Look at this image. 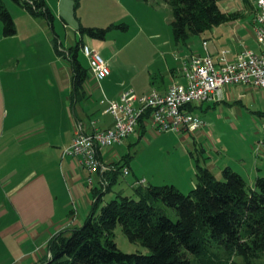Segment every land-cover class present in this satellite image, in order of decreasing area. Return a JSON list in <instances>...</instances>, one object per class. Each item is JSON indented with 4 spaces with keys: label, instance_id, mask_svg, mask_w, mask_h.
<instances>
[{
    "label": "crops",
    "instance_id": "obj_1",
    "mask_svg": "<svg viewBox=\"0 0 264 264\" xmlns=\"http://www.w3.org/2000/svg\"><path fill=\"white\" fill-rule=\"evenodd\" d=\"M145 2L167 5L162 0ZM4 5L14 22L15 34L4 36L0 22V198L3 200L0 202V234L9 238L15 247L12 264H37L47 256L49 240L59 231L81 226L93 204L97 186H88V173L76 159L63 156V150L71 143L76 123L94 120L99 129L111 128L113 120L105 113L107 102L117 100L125 90L113 85L116 80H113L108 64L109 75L98 82L88 73L82 83V93L78 99L74 98L71 65L56 54L54 41L47 31L48 27L51 34L57 36L54 19L52 27L14 2ZM219 8L237 17L202 36L201 43L205 41L206 47L201 44L189 57L208 55L217 62L225 52L226 60L233 61L242 50L256 49L253 0H223ZM59 44L63 52L64 48ZM167 70V83L162 80L160 89L145 92H164L172 84L183 83L180 69ZM206 103L208 106L225 104L228 110L234 103L240 105L241 110L233 111L237 123L230 121L228 124L239 129V123H245V128L241 129H252L251 134L256 136L251 137L254 143L260 137L259 129L264 124V89L226 88L220 100ZM204 104L197 108L202 110ZM205 127L207 125L191 135L181 136L186 142L191 136L202 141L211 135ZM148 132L153 133L146 128L145 133ZM139 136L140 129L137 128L136 134L122 144L103 149L101 160L119 165L126 162L127 154L123 152L132 144L127 139L136 140ZM217 143L218 140L206 143L209 154L200 164L215 177L225 167H230L242 177L247 176L248 184L252 186L254 177L261 175L258 170L264 168V160H257L252 155L254 143L249 144V159L246 157L248 152L245 156L234 154L235 159L223 158L217 151ZM194 145L191 139L193 148ZM186 151H189L187 145ZM203 151L201 148L198 153L202 155ZM198 161L196 158V163ZM126 166L129 168L128 161ZM187 170L195 175L192 165L187 164ZM188 181L194 187L192 180Z\"/></svg>",
    "mask_w": 264,
    "mask_h": 264
},
{
    "label": "trees",
    "instance_id": "obj_2",
    "mask_svg": "<svg viewBox=\"0 0 264 264\" xmlns=\"http://www.w3.org/2000/svg\"><path fill=\"white\" fill-rule=\"evenodd\" d=\"M11 1L52 26L54 17L45 0ZM162 1L171 9L177 43L204 36L237 17L220 10L223 0ZM0 22L4 36L15 34L14 22L2 0ZM81 31L97 38H103L106 32L92 28ZM81 44L63 49V53L54 41L56 54L71 65L72 92L77 99L88 76V68L77 59ZM139 129L142 138L146 131L143 120ZM126 165L127 161L120 163L118 170ZM118 174L106 175L105 189L94 188L93 204L82 225L55 234L48 242L47 256L37 264H264V175L257 176L250 186L230 167L222 170V180H218L196 163L194 187L188 194L172 185L133 183V194L118 192L98 210ZM157 203L170 208L176 220H171ZM118 225L129 241L139 242L149 254L120 251L112 234Z\"/></svg>",
    "mask_w": 264,
    "mask_h": 264
},
{
    "label": "rangeland",
    "instance_id": "obj_3",
    "mask_svg": "<svg viewBox=\"0 0 264 264\" xmlns=\"http://www.w3.org/2000/svg\"><path fill=\"white\" fill-rule=\"evenodd\" d=\"M2 2L6 5L13 3L11 0H2ZM45 3L54 16V29L58 36V39H55L47 27L50 39L57 44L61 43L64 50L84 43L98 52L108 61L113 80L114 78L116 80L113 85L122 87L125 91L133 89L137 95L148 89H160L162 80L167 83L169 77L167 69L179 70L186 58L191 54L194 55L202 44V36H192L185 43L175 41L171 24L172 12L168 5L158 6L141 0H45ZM89 28L105 29L104 37H91L87 32L81 31ZM77 53L80 64L88 68L87 58L80 49ZM232 106L233 108L228 110L225 104L208 106L206 103L202 110L199 108L192 110L193 114L206 122L205 128L211 133L202 141L191 136L186 142L182 134L154 131L152 134L145 133L142 138L136 140L127 139L132 143L129 149L125 148L123 152L127 154L129 175H117L116 182L103 196L98 210L118 192L122 195L133 194L130 184L139 180H145L152 186L172 185L181 193L188 194L193 188L188 180L195 183V176L187 170V164L194 168L196 158L199 159V163H202V159H207L209 153L206 152L209 150L206 143L213 140H218L217 151L223 158L235 159L234 154L245 156L248 152L246 157L249 159L251 153L249 144L254 143L251 137L256 136L251 134V128L241 129L245 128V123H239V129H234L228 124L230 121L237 123L238 119L233 111L236 113L241 110L240 105L236 103ZM107 117L112 121L111 116ZM191 139L195 142L194 148L191 146ZM186 145L190 151L188 153H186ZM201 148L204 150L202 155L198 153ZM263 171L264 168H261L258 174L262 175ZM216 178L222 180L221 174H216ZM243 179L248 183L247 176ZM2 201L0 198V202ZM157 205L171 220H176V215L170 208L161 203ZM83 214L85 215V212ZM112 234L120 251L149 254V250L139 242L129 241L119 225ZM14 253L15 247L10 243L9 238L0 234V264H12L15 259Z\"/></svg>",
    "mask_w": 264,
    "mask_h": 264
},
{
    "label": "built area",
    "instance_id": "obj_4",
    "mask_svg": "<svg viewBox=\"0 0 264 264\" xmlns=\"http://www.w3.org/2000/svg\"><path fill=\"white\" fill-rule=\"evenodd\" d=\"M255 7L254 33L256 49H244L233 61H227L223 52L217 62L206 56H191L180 67L183 83L172 84L166 91L149 90L137 95L133 90L122 92L117 100H109L105 113L112 117L111 128L99 129L96 121L76 123L71 143L63 150V156L74 158L86 169V183L90 187L106 188V175L119 171L129 174L127 166L105 163L101 151L136 134L140 121L156 133L174 132L191 135L200 130L205 122L188 108L199 107L208 101H218L223 90L236 86L264 89V0H253ZM206 47V42L202 43ZM79 49L88 60V73L96 81L105 79L110 69L106 60L87 45ZM260 137L252 147V155L264 160V124L260 126ZM135 185H144L139 180Z\"/></svg>",
    "mask_w": 264,
    "mask_h": 264
}]
</instances>
